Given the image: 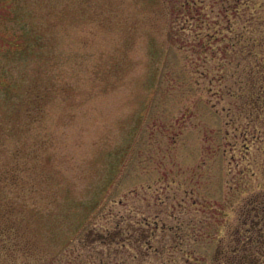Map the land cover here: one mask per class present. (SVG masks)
<instances>
[{
	"label": "rangeland",
	"instance_id": "374dc122",
	"mask_svg": "<svg viewBox=\"0 0 264 264\" xmlns=\"http://www.w3.org/2000/svg\"><path fill=\"white\" fill-rule=\"evenodd\" d=\"M259 193L264 0H0V264H230Z\"/></svg>",
	"mask_w": 264,
	"mask_h": 264
},
{
	"label": "trees",
	"instance_id": "16d2710c",
	"mask_svg": "<svg viewBox=\"0 0 264 264\" xmlns=\"http://www.w3.org/2000/svg\"><path fill=\"white\" fill-rule=\"evenodd\" d=\"M11 211V205L0 201V256L5 255L9 231L17 230V225L10 218ZM246 218L250 219V226L246 231L251 233L243 237L244 239L241 237L237 240L241 253L237 254L230 264H260L259 258H264V193L254 195L250 199Z\"/></svg>",
	"mask_w": 264,
	"mask_h": 264
}]
</instances>
